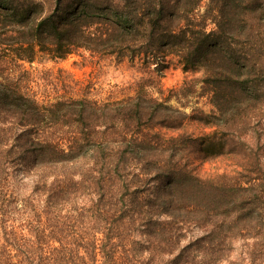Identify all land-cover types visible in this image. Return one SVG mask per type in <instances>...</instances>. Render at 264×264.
Listing matches in <instances>:
<instances>
[{"label": "trees", "instance_id": "1", "mask_svg": "<svg viewBox=\"0 0 264 264\" xmlns=\"http://www.w3.org/2000/svg\"><path fill=\"white\" fill-rule=\"evenodd\" d=\"M200 2L0 0V264H264V0H208L211 29ZM77 49L147 76L113 100L21 85L25 61ZM170 55L198 91L164 94ZM191 94L210 111L170 103Z\"/></svg>", "mask_w": 264, "mask_h": 264}, {"label": "rangeland", "instance_id": "2", "mask_svg": "<svg viewBox=\"0 0 264 264\" xmlns=\"http://www.w3.org/2000/svg\"><path fill=\"white\" fill-rule=\"evenodd\" d=\"M207 4L208 0H201L197 13H204L205 27L211 29L214 22L212 15L205 13ZM166 63L160 77V85L165 95L172 93L168 91L169 89H177L184 81L189 80L195 81L196 90H199L201 68L186 67L177 56L172 55L166 58ZM23 67L25 72H22L20 77L21 85L29 93L35 94L39 100L73 93L76 96L86 93L89 98L98 100L119 99L134 94L135 82L147 76L137 60L131 62L126 58L118 59L112 55L92 54L85 49H77L64 58H51L48 54L38 53L31 62L25 61ZM147 90L158 95L153 87H147ZM196 94L181 98L180 101L172 97L170 103L180 107V102L184 103L182 108L187 113L193 107L209 112L212 106L207 98ZM182 129L193 135L212 130L211 127H205L193 120H186ZM230 163L226 157L202 159L195 155L191 158V167L201 176L231 170L233 167Z\"/></svg>", "mask_w": 264, "mask_h": 264}]
</instances>
